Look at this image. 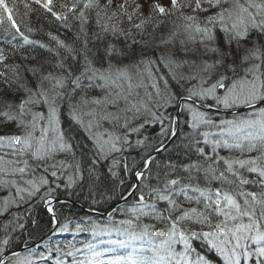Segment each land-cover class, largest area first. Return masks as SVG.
I'll use <instances>...</instances> for the list:
<instances>
[{
	"label": "snow or ice",
	"instance_id": "obj_1",
	"mask_svg": "<svg viewBox=\"0 0 264 264\" xmlns=\"http://www.w3.org/2000/svg\"><path fill=\"white\" fill-rule=\"evenodd\" d=\"M0 264H264V0H0Z\"/></svg>",
	"mask_w": 264,
	"mask_h": 264
},
{
	"label": "trees",
	"instance_id": "obj_2",
	"mask_svg": "<svg viewBox=\"0 0 264 264\" xmlns=\"http://www.w3.org/2000/svg\"><path fill=\"white\" fill-rule=\"evenodd\" d=\"M32 23H33V26L36 27V28H39L41 25H43L44 27V31H48V30H51L53 32H57V28L58 26L54 23V22H51L50 20H45L43 18H41L39 21H37L36 17L33 16L32 18ZM59 34L61 35V38H68L70 40L71 38V34L70 33H67L65 32L64 30H60L59 31ZM34 38H38V39H42L44 40L45 42H48V38L46 37V35H44L43 33H36L34 34ZM42 51V50H41ZM115 202H112L111 204H105L103 206V208L101 209V213L104 212L105 209H110V207L113 206ZM39 211V210H38ZM73 211H79V209H73ZM81 215H83V212L80 213ZM115 216L117 217H120V214L119 213H115ZM46 218V217H45ZM97 218L101 223H104L106 222V218H103V217H95ZM120 218H116V219H120ZM70 234V233H68ZM82 234V233H81ZM81 234H77V235H72L70 234V237H68L65 242L68 243L69 241H72L74 243L78 242V244L76 245V247L80 248L83 241H88V242H91L93 244H96L97 245V250L98 251H103L105 249H108V248H112V247H115L114 245H109L107 243L105 244H100L99 241L100 240H104L106 241L105 238H107L108 240H111V239H115L116 236L115 234H113L112 236H99V237H93L90 233H88V235H85L84 236H81ZM87 234V233H86ZM56 241H58V237L55 238ZM82 254V257L84 258L85 255H87V251H82L80 252ZM106 258V257H105ZM68 260L70 261V259L68 258Z\"/></svg>",
	"mask_w": 264,
	"mask_h": 264
},
{
	"label": "bare ground",
	"instance_id": "obj_3",
	"mask_svg": "<svg viewBox=\"0 0 264 264\" xmlns=\"http://www.w3.org/2000/svg\"><path fill=\"white\" fill-rule=\"evenodd\" d=\"M122 203V202H121ZM116 204V202L113 204V206ZM112 206V207H113ZM111 208V207H110ZM116 218H120V217H117L116 216ZM67 238H66V234H62L60 237H58V243H66L65 242V240H66ZM106 239V241L108 240L107 238H105ZM86 243H89L88 241H83V244H86ZM84 251H86V250H84ZM76 258L77 259H83V257H82V254L81 253H77L76 254ZM69 259L71 260L72 258L71 257H69Z\"/></svg>",
	"mask_w": 264,
	"mask_h": 264
},
{
	"label": "water",
	"instance_id": "obj_4",
	"mask_svg": "<svg viewBox=\"0 0 264 264\" xmlns=\"http://www.w3.org/2000/svg\"><path fill=\"white\" fill-rule=\"evenodd\" d=\"M116 206H117V204H115L113 207H116ZM113 207H111L110 209H108V211H111V209ZM85 210H86V208H85ZM98 217H106V215H104L103 213H101Z\"/></svg>",
	"mask_w": 264,
	"mask_h": 264
},
{
	"label": "rangeland",
	"instance_id": "obj_5",
	"mask_svg": "<svg viewBox=\"0 0 264 264\" xmlns=\"http://www.w3.org/2000/svg\"><path fill=\"white\" fill-rule=\"evenodd\" d=\"M66 234H68V233H66ZM61 235H62V234H61ZM61 235H60V236H61ZM85 235H88V233H87V234H86V233H82V234H81V236H84V237H85ZM60 236H58V237H60ZM66 237L68 238V236H66ZM75 244L77 245L78 242H76Z\"/></svg>",
	"mask_w": 264,
	"mask_h": 264
}]
</instances>
